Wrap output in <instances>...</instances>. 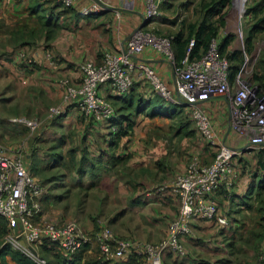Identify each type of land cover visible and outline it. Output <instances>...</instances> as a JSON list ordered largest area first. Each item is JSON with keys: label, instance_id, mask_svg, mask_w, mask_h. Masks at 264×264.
Returning a JSON list of instances; mask_svg holds the SVG:
<instances>
[{"label": "crops", "instance_id": "1", "mask_svg": "<svg viewBox=\"0 0 264 264\" xmlns=\"http://www.w3.org/2000/svg\"><path fill=\"white\" fill-rule=\"evenodd\" d=\"M106 1L108 4L106 11L99 15L86 16L84 10L90 7L92 0H78L73 12L65 9L68 11L65 13L67 17H72L73 20L67 26L61 24L65 15L60 12L56 13L51 8L54 17L53 23L56 26L53 28V32L51 35H47L46 28L40 26L38 31L40 34L34 36L31 32L29 5L26 4L25 0H0V80L6 82L4 89L0 90V95L8 94L9 100L21 111L20 116L9 112L11 115L8 116L9 113L7 114L8 120L0 118V140L9 152H14L19 149L18 147L25 144V158L31 166H39L40 162L38 161L43 158L46 146L43 142H35L34 138L31 137V133L34 132L28 127L31 133L28 135L29 132L26 131L25 135L20 137L18 131L25 130L26 126L21 128L19 123L12 122L11 119L15 118L14 116H25L39 120L46 116L45 119H47L49 108L58 106L62 102V90L58 86V81L61 78L69 77L78 85L82 81L79 71L80 64L87 61L99 63L105 52H119L136 29L146 22L143 28L159 29L158 20L156 21L154 18L146 20L144 18V0ZM116 12H120V20L116 19ZM21 49L29 50V54H35V56L38 54V64L29 66L18 63L14 55ZM45 51L54 54L58 62L56 69L52 70L43 62L42 55ZM139 59L153 66L174 87L173 66L163 56L151 48H146ZM3 68L6 72H3ZM144 82V79L136 78L134 87L130 94L128 93L130 96L124 95L125 97H123L124 100L130 101L134 106L140 100H144L147 108L145 112L135 114L134 120L137 124L134 127V132L122 137L117 146L112 145L110 141L113 132L110 131V125L96 123L85 118L74 106L69 108L66 114L59 118L60 120L49 121L47 119L48 122L57 124V128H61L65 133H57L54 137L49 135L51 129H45L46 126H44L42 133L36 138L41 141L44 139L54 141L53 147L55 149L53 154H50L54 155V158L50 164L55 170H65L67 175L76 178L75 183L78 182V185L82 183L84 178L90 176L89 173H95L92 177L101 179L106 174L114 176L120 173L123 175L129 167L128 175L133 179L117 185V188H121L118 189L119 205L117 208L129 209V211L133 209L134 215L129 216L134 220L133 226L137 227L135 223H139L142 229L140 233L146 237V239L140 238L148 242H158L167 235L171 221L178 215L179 203L177 198L169 194L157 193L155 191L156 185L171 182L176 176L186 172L189 153L185 152V160H182L178 154L185 151V147H188V142L193 136L189 135V131L182 126V122L180 124L178 122L179 127L176 132L171 133L169 127L164 128V124L160 123L158 119L164 118L173 121L171 118H174L178 113L170 114L171 117L153 115L151 112L157 105L149 100H153L157 94ZM100 91L106 98L118 96L108 85L101 86ZM184 108L185 111L189 112L188 107ZM202 109L209 115L215 129L223 134L230 147L243 148L246 145V140L238 138L237 132L230 129V108L224 98L211 99L202 104ZM159 124L164 130L157 129ZM40 125L37 129L41 127ZM139 125H153L155 130L165 131L166 135L163 137L157 135L138 137ZM69 126H73V129L71 127L73 135H77L73 137V148H71V139H68L66 134L70 130ZM143 133L146 135L145 132ZM196 153L195 157H198L203 164H210L213 161L212 153L205 149L201 150L200 148ZM55 156L57 157L55 158ZM70 161H72L73 166H68ZM50 164L48 166H51ZM61 176L65 177L66 174H61ZM239 178L238 175L231 191L227 192L222 189L216 194L218 195L220 214L234 216V220L238 219L237 217L243 210L242 207L247 205L243 200L247 193L246 186L243 182L240 185L237 184ZM89 179L93 180L92 178ZM114 181L115 179H113ZM88 188L89 190L95 188L93 181H90ZM43 210L42 204L41 213L35 218L37 222L63 223V219L58 215ZM123 210L120 212L122 213ZM128 215V212L122 213L120 218H126ZM141 216L143 217L141 218ZM95 218L98 217L87 219L83 217L80 220L86 229H92L95 225ZM115 219H117L116 216H113L110 223L116 224ZM212 225L214 222L194 221L193 229L198 233L199 239L192 238L193 236L185 238L184 242L190 251L189 255L181 258L175 254L166 253L164 264H201L202 261L209 264H226L227 255L225 251L223 252L215 245L206 246L209 249L206 251H210L206 257L199 259L191 255L194 250L201 253L196 245L199 241H203L205 236L216 235L217 231L214 228L211 229ZM113 229L121 237L131 235L126 228L119 230L114 227ZM96 246L95 243L89 245V249L84 252L81 264H85L90 259H99L100 261V257L98 258L97 253L93 251ZM249 254L252 255L251 252ZM7 263L15 264L10 258L7 259Z\"/></svg>", "mask_w": 264, "mask_h": 264}, {"label": "built area", "instance_id": "2", "mask_svg": "<svg viewBox=\"0 0 264 264\" xmlns=\"http://www.w3.org/2000/svg\"><path fill=\"white\" fill-rule=\"evenodd\" d=\"M56 1L64 9L73 8L78 3V0ZM163 1L144 0V18L151 20L159 16ZM245 1H233L240 21L245 19ZM107 9L106 0H92L84 14L99 15ZM115 16L117 20L121 19L120 12ZM173 39V36L159 35L143 28L133 33L119 52H105L99 63L83 62L79 66L81 83L77 85L66 76L61 78L58 86L62 90V102L50 107L47 113V119L53 121L76 105L85 118L112 126L116 108L101 94V86L108 85L117 95L124 96L134 87L136 78L144 79L165 101L190 109L197 132L214 150L215 157L210 164H203L198 157H193L185 173L156 186L157 193L169 194L179 203L178 215L171 221L167 235L158 242L139 241L121 238L107 225H101L92 238L77 221L61 225L51 221L37 222L35 218L41 213L45 189L25 166L21 151L9 152L0 142V217L6 219L9 228L3 245H11L36 264H49L41 251L42 245L57 246L73 255L92 243L98 246L103 264L121 262L134 254L140 264H164L166 253L181 258L189 255L184 240L193 236L194 221H216L220 226L229 224L228 217L220 214L216 194L222 189L229 192L234 188L238 177L233 163L235 157L246 150L264 149V91L245 77L243 68L234 83L230 82V62L220 52L219 38L212 39L207 51L198 59L190 56L195 45L192 39L186 56L179 63L175 58ZM146 48L153 49L172 64L174 87L153 66L139 59ZM37 55L21 49L14 56L18 63L31 66L38 64ZM42 60L52 70L58 66L52 52L45 51ZM214 98L226 100L230 108V129L247 139L245 147L228 146L223 134L215 129L211 118L202 109L203 103ZM11 121L26 125L32 132L41 123L39 119L25 116ZM112 131L116 132L115 127ZM258 260L264 264V250Z\"/></svg>", "mask_w": 264, "mask_h": 264}, {"label": "rangeland", "instance_id": "3", "mask_svg": "<svg viewBox=\"0 0 264 264\" xmlns=\"http://www.w3.org/2000/svg\"><path fill=\"white\" fill-rule=\"evenodd\" d=\"M39 4L43 5L41 8V14H44V16H47L49 13H51V8L56 11V13H62L65 15L62 20L61 24L63 26L69 25V23L73 22L72 17H67L65 14L66 12H73V11H66L61 7L56 0H38ZM210 0H164L163 7L160 9V15L155 17L154 20H158L159 24L158 27L159 29H146L149 32H154L159 35H165V36H170L174 32H177L182 24L185 26H188L189 24L193 23H198L202 20L203 18V7L206 5L207 2ZM233 1L231 2V5L229 8L226 10V29L225 32L228 34H233L235 36L234 42L230 45L229 47V52L232 51H241L242 56H244V63L242 65V68L245 71V77L251 81L252 83V78L255 73L258 74H264V34L258 35L254 40H253V49L252 52H248L247 48V37L250 32L251 24L253 21V15L246 16L245 19L240 21V16L238 14V11L236 7L233 6ZM260 1V0H247L245 1L246 3V8H250L254 5V3ZM26 4H30V6H33L35 3L34 0H25ZM31 12V11H30ZM30 25L32 29H38L41 25L36 22L38 19L37 16L35 17H30ZM165 20V21H164ZM41 22V20L39 21ZM38 24V25H37ZM165 28L164 30H162ZM38 33L37 35H39ZM241 34L242 37H241ZM3 72H6V70L3 68ZM6 85V82L0 80V90H3ZM119 106V105H116ZM7 109V110H6ZM9 112H12L14 115L21 114V111L18 110V107L14 105L11 100H9L8 94H1L0 95V118L8 120L7 114ZM130 112H134L131 110ZM187 111H183V113L177 114L174 118H171L173 121L166 120L164 118L158 119L160 123L164 124V128L170 129L171 133L176 132V130L179 127L180 122L185 123L186 121H191L190 117H187L186 119V113ZM126 113H129V111H126ZM11 114L9 113L8 116ZM188 116V115H187ZM17 117V116H14ZM42 118L40 121L41 127L36 130V132L31 133L29 130H27L29 133H31V137L34 138L35 142L39 143H44L46 146V152L43 155V158L38 161V165H30V162L26 160V151H25V144L18 147L19 150L21 151L22 155L25 158V166L27 169H31L35 177L40 180L41 184L43 185L45 189V197L50 196L51 201L50 203L43 202V211L46 212H51V214H56L60 218H62L63 223H67L69 221H77L81 227L85 230V232L90 235L92 238L94 237V234H96L99 230L101 225H107L109 228L113 230L115 235L121 237L118 235L115 230L113 229L116 227L119 230H122L124 228L128 229L127 231L131 233V235L127 237H121V238H131V239H136L139 241H144L141 238L146 239V237L141 234V227L140 224L135 225L140 228L136 230L133 224L134 220L130 218L129 216L133 213V209L129 211V209L123 210V209H118L117 205H119L118 201V189L120 190L121 188H117V185L119 183H125V181H129L133 179L129 174V167H127L125 174L121 175L115 174L114 176L106 174L105 176H102L101 179L98 177H92L95 175V173H89V177L87 178H82V183L78 185V182L75 183V179L73 176L67 175L66 171H60V170H55L52 164L54 155L53 154L55 147H53V140L47 141V139H44V141L38 140L36 136H38L40 133H42V128L44 126L45 129L48 128L51 132L49 135L56 136L55 134L57 133H65L64 130L61 128H57V124L50 123L48 122L47 119ZM60 120L59 118H57ZM55 119V120H57ZM54 121V120H53ZM166 122V123H165ZM170 122V123H169ZM179 122V124H178ZM169 123V125H168ZM54 124V125H53ZM231 124V122H230ZM50 125V126H49ZM73 125V124H72ZM56 126V127H55ZM188 127H184L186 130H192L193 134L190 136H193L190 138V141L188 142V147H185V151L183 153L179 152V157L182 160H185V152L189 153L188 154V164L192 160L193 157L196 156V152L198 149L201 148V150L205 149L208 152L212 153V158L214 159L215 154L214 150L207 144V142L199 135V133H196V127L195 125L191 124ZM55 127V128H54ZM70 130L71 127L73 129V126H69ZM113 127H115L116 131L118 130L115 125L112 124L110 126V131L113 130ZM153 125H139L137 129V136H147L149 137L150 135H157L158 137H163L166 135L165 131H157V129L164 130L162 125H157V129L154 130ZM232 129V128H231ZM66 133L68 139H71V148H73V137L77 135H73V130L71 132ZM233 130V129H232ZM234 131V130H233ZM48 132V131H47ZM145 132L146 135L143 133ZM54 134V135H53ZM237 137L240 139H245L247 142V139L236 133ZM48 135V133H47ZM21 137V136H20ZM44 138L45 135H44ZM112 138V137H111ZM32 140V141H34ZM67 141V140H66ZM2 143V141L0 140ZM50 142V143H49ZM226 144L228 146L229 143ZM4 146V144L2 143ZM187 146V145H185ZM246 146V145H245ZM244 146V147H245ZM260 151V150H259ZM258 150L254 152H249L246 153V155H239L237 157H242V162L244 166V186L245 189L247 190V195L249 197H252L251 199H247V201L252 204L251 206V211L248 208V205L246 207H242L243 210L237 217V220H234V216L227 215L228 219L231 221L232 219L234 220V225L226 230L227 231V240L223 239L222 236L220 235H212L210 234L209 236H205L203 238V241H199V243L196 245L201 250V253L199 251L194 250L191 255L201 259L203 257H206L209 255L210 251L206 246L209 245H215L216 242H219L220 246H223L225 249L226 253V264H242L241 259H243V264H262L259 262L257 255H255L252 252V248L254 245H260L261 240H262V232H264L263 228L260 229L258 224L260 223V218L262 217L263 213L258 214L256 211L261 206V202L264 200V192L262 195H257V191L254 193L253 189V182L255 177H262L263 176V167L259 165V156H258ZM49 155H48V153ZM248 152V151H247ZM57 156H55L56 158ZM187 157V156H186ZM264 160V157H263ZM68 162V161H67ZM126 163V162H125ZM51 166H48V165ZM124 164V163H123ZM73 166L72 161L69 162L68 166ZM61 174H66V176H61ZM89 178H92L93 180H90ZM113 179L115 181L113 182ZM90 181L94 182V187L89 190L88 184ZM74 183V185H73ZM77 184V185H76ZM161 183L157 184L156 186L160 185ZM81 187V188H79ZM46 208V209H45ZM121 210H123V214L128 212V216L126 218H120L121 216ZM256 210V211H254ZM253 211V212H252ZM113 216H116L117 219H115L116 224L110 223V220L113 218ZM90 218V217H98L95 218V225L92 229H86L84 224L81 222L80 218ZM143 216H141L142 218ZM144 219V218H143ZM62 223V224H63ZM119 223V224H118ZM113 227V228H112ZM211 229H213L211 227ZM210 229V230H211ZM258 234H261V237H257ZM264 235V234H263ZM141 237V238H140ZM195 239H199L198 233L196 231H193V237ZM264 238V237H263ZM94 242V241H93ZM229 242H233V246H229ZM264 248V245H263ZM188 249V248H187ZM189 250V249H188ZM251 250V251H250ZM95 253H97L98 258L100 257L99 250L97 246L93 250ZM257 251V250H256ZM224 252V251H223ZM249 252L252 253V255L249 254ZM190 253V251H189ZM256 253V252H255ZM99 260V259H98ZM216 260V259H215Z\"/></svg>", "mask_w": 264, "mask_h": 264}, {"label": "trees", "instance_id": "4", "mask_svg": "<svg viewBox=\"0 0 264 264\" xmlns=\"http://www.w3.org/2000/svg\"><path fill=\"white\" fill-rule=\"evenodd\" d=\"M33 6H30L29 4V17H35L37 16L38 19L36 22L46 28L47 35H51L53 32V28L56 27L53 23L54 17L53 13H49L47 16H44V14H41L42 6L39 4L38 0H34ZM232 0H210L206 3V5L203 7V18L200 22H196L193 24H189L188 26H185L182 24L181 28L177 31L171 34L170 36H173V50L175 53L176 61L179 63L181 60L184 59V57L187 54L190 41L192 39L195 40V45L191 50L190 56L192 59H198L200 58L208 49L209 44L212 39L219 38L220 40V52L223 56L227 57L230 62V72H229V80L231 83H234L235 78L237 74L240 72L242 65L244 63V56H242L241 51H232L229 52L230 45L234 42L235 36L233 34H224L227 21H226V10L231 5ZM165 2L161 5H163ZM74 8V7H73ZM73 8H70V11H73ZM31 11V12H30ZM253 15V21L251 24L250 32L247 37V48L248 52H252L253 49V40L261 34H264V0H260L258 2L255 1L254 5L250 8L247 7L246 16ZM41 20V22H39ZM37 24V25H38ZM43 24V25H42ZM146 29V28H144ZM40 30V27L38 29H31V32L34 36L38 34V31ZM165 36V35H164ZM252 84L257 86L259 90L264 91V74H258L255 73L252 78ZM130 94V92H129ZM128 95V93L126 94ZM130 96V95H128ZM123 97L125 96H115L114 98L108 97L109 101L113 103V105L116 108V117L113 119L112 124L117 127L116 132H112L111 134V143L112 145L117 146L118 141L125 136L131 135V133L134 132V127L136 126L135 114L143 113L145 112V109L147 108V104L144 100H140L136 106L130 103V101L124 100ZM151 103H155L157 105L156 108H153L152 114L153 115H160V116H167L171 117L170 114H175L176 112L183 113L185 111V106L176 105L171 102L165 101L161 96L157 95L153 98V100H149ZM121 102V104H120ZM119 105V106H116ZM73 108V106H71ZM76 109L79 110L78 106L74 105ZM165 108V111L163 109ZM170 109V110H168ZM133 110L134 112H130ZM172 110V112H171ZM126 111H129V113H126ZM150 113V114H151ZM187 113V112H186ZM188 115V116H187ZM186 115L187 117H190V113L188 112ZM64 116V115H63ZM61 116V117H63ZM59 117V118H61ZM191 118V117H190ZM93 120V119H91ZM94 121V120H93ZM95 122V121H94ZM193 124L194 122L186 121L185 123L182 122L183 127H188L189 125ZM21 128H24L22 126H26L24 124H20ZM28 130L27 126L25 130H19L20 136H24L26 131ZM189 135L193 134L192 130H188ZM197 132V130H196ZM209 145V144H208ZM248 151V152H247ZM257 150H246L243 155H246V153L254 152ZM259 151V150H258ZM215 154V153H214ZM259 156V165L262 166L264 169V149H260L258 152ZM242 157H235L233 160L234 166L238 172V175L240 176L237 184L244 183V179L240 180L243 177V174L245 172ZM32 175L35 176L34 172L32 170H29ZM253 191H257V195H262L264 192V171L262 177H255L254 182L252 184ZM218 195H216V198ZM52 198V197H51ZM50 196L44 195L42 198V204L43 202L50 203L51 201ZM252 197H249L247 194L244 197V202L247 203L248 209L252 207L247 199H251ZM218 200V199H217ZM246 200V201H245ZM261 202V206L258 209L257 213H263L262 217L259 219L260 223L258 226L261 228L264 227V200L259 201ZM46 209V208H45ZM205 222L203 220H197V222ZM62 224V223H61ZM60 224V225H61ZM64 224V223H63ZM234 225V220H229V224L227 226H220L214 221V225H212V228L217 231V235H220L223 237V239L227 240V231ZM213 230V229H212ZM264 230V228H263ZM9 228L8 223L6 219L0 217V262L1 264H8L7 259L10 258L15 264H36L32 259H30L28 256L23 254L20 251H17L11 247V245H3V239L8 234ZM264 232H262V240L258 247V245H254L252 248V252L257 255L256 258H258L259 254L264 250ZM190 237V236H188ZM192 237V236H191ZM261 237V234H258L256 238ZM233 242H229V246L232 247ZM216 246L220 248L221 250L225 251L223 246L219 245V242H216ZM89 249V245L84 246L80 251L73 255H69L65 251H63L61 248L57 246L49 247L46 245H42L41 251L45 258H47L49 264H81L84 252ZM257 250V251H256ZM251 251V250H250ZM256 252V253H255ZM94 259V258H93ZM241 263L243 264V259H241ZM85 264H102L99 260H88ZM115 264H140V260L134 255L130 256L129 258L123 259L121 262H117ZM201 264H209L208 262H201Z\"/></svg>", "mask_w": 264, "mask_h": 264}, {"label": "water", "instance_id": "5", "mask_svg": "<svg viewBox=\"0 0 264 264\" xmlns=\"http://www.w3.org/2000/svg\"><path fill=\"white\" fill-rule=\"evenodd\" d=\"M146 23H147V22H146ZM146 23H145L144 25H146ZM144 25H143V26H141V27H139V28H137L135 32H137V31H139V30L143 29ZM135 32H134V33H135Z\"/></svg>", "mask_w": 264, "mask_h": 264}]
</instances>
